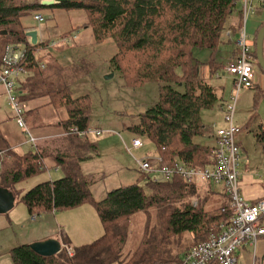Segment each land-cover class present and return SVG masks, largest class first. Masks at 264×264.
Listing matches in <instances>:
<instances>
[{
  "label": "trees",
  "instance_id": "1",
  "mask_svg": "<svg viewBox=\"0 0 264 264\" xmlns=\"http://www.w3.org/2000/svg\"><path fill=\"white\" fill-rule=\"evenodd\" d=\"M41 1L0 0V62L7 46L22 48L21 58L28 74L19 85L20 101L48 97V104L58 110L64 109L66 118H61L59 123L61 134L40 142L35 137L36 147L27 152H17L0 137V151L5 152L0 156V187L13 191L16 202H24L29 213L35 216L91 203L104 232L91 244L74 246L73 255L62 249L55 255L43 256L36 253L30 244L18 245L9 251L12 263L178 264L191 247L188 242H182L185 234H191L194 244H197L221 231L228 223L231 214L228 198L220 208L210 209L212 206L208 207L202 198L208 197L207 194H202L195 181H187L177 175L171 180L155 182L146 173L141 174L144 184L137 182L114 188L101 200L92 198L90 188L97 175L85 174L80 164L90 158L88 151H98L99 144L89 137L93 131L89 124L90 96H74L71 85L99 65L97 60L101 59V54L91 48H79V54L66 61V55L48 53L50 41L46 37L31 43L21 19L38 13L45 20L54 18L52 11L47 12L49 15L43 12L46 6ZM56 1L51 7L66 12L83 11L85 22L82 27L91 28L97 44L108 37L115 39L116 52L111 63L127 86L137 88L150 82L157 83L158 100L140 115L139 122L130 129L154 143L155 154L163 158L162 165H173L177 160L198 167L211 164L210 157L216 144L197 143L195 138L204 135L202 111L216 106L219 96L210 82L200 76V54L196 55V50L209 53L210 60L206 62L212 74L222 67L225 69V64L215 58H218L223 37L236 12L240 20L239 27H235L238 28L237 40L240 30L245 28L243 19L248 14H244L242 1ZM262 26L264 24L257 27L251 38L249 36L256 66V37ZM71 32L60 35L59 41L62 40L63 45H70L68 37ZM252 88L264 92L255 83ZM27 110L31 116L36 111ZM94 132L97 135V129ZM47 158L54 162V168L63 172L62 176L41 182L23 193L17 190V184L48 168ZM195 198L197 204H193ZM152 209L155 211L153 214L150 213ZM143 212L145 224L139 244L134 250L124 253L129 235L127 226H130L127 222ZM61 243L70 245L67 237ZM255 264H264V260L256 258Z\"/></svg>",
  "mask_w": 264,
  "mask_h": 264
},
{
  "label": "rangeland",
  "instance_id": "2",
  "mask_svg": "<svg viewBox=\"0 0 264 264\" xmlns=\"http://www.w3.org/2000/svg\"><path fill=\"white\" fill-rule=\"evenodd\" d=\"M48 11H52L54 18L44 20L41 23L40 21L35 20L34 15L32 14L26 15L21 19L23 25L27 27V30L35 29L38 31L39 41L42 40V37H46L50 41L48 53L60 56L66 55L64 56L66 61L71 60L73 55H76V53L79 54L80 50H77L79 48H83L85 50L91 48L96 52H100L101 54V59L97 60L99 65L95 67L86 77L79 78L71 85V91L74 96L86 94L90 96L91 112L89 116V124L91 130L93 131L89 133V137L97 141L99 144L98 151L90 150L87 152V154H89L87 156H90V158L86 159V162H84L82 166L83 172H95L97 175L96 182L93 183L90 188L92 198L94 200H101L105 197L107 191L109 192L114 188L133 185L137 182L141 184L143 182L141 179L142 172L139 169L138 160L147 155L149 157L155 156V145L148 138L136 134L132 129H130V126L137 124L139 122L140 115H142V113L146 111L147 108L154 105L158 100L159 89L157 83L150 82L137 88L127 86L120 72L118 70H114L111 63V58L116 52V47L113 45L115 39L108 37L101 44H97L93 38L91 28L82 27L83 23L85 22V16L83 15L84 13L82 10L78 9L66 12L60 8L46 6L43 12L49 15L47 13ZM249 18L250 16H248L246 19H243V23L245 22V29L248 34L251 33V30L247 28V20ZM250 21L251 18L249 22ZM76 28L77 30H74ZM63 32H71L70 36L68 37V40H70L68 42L70 45L68 46L63 45L65 43H63L62 40L59 41L60 35ZM72 34L76 35L77 38L75 39L76 36H72ZM202 52L208 53L206 50H196V55H199ZM22 53L23 49L17 46L15 50V56L20 57ZM201 58L203 59L204 57L202 56ZM216 59L218 58L216 57L215 60ZM231 59L232 57L230 60ZM209 60V57L205 61L199 58V61L201 62L200 66L202 64H207L206 61ZM226 60L228 61L229 59H225L221 64H225L224 66H226ZM133 64L135 63H132V65ZM222 72L223 71H220L221 74L219 76L214 75L207 78L210 84L214 87L219 99L218 103H216V106H214L212 109H205L202 111V120L205 126V138L202 136L196 137L195 142L197 143H203L206 142L205 140H207L208 143L211 144L213 131L215 128H218L215 126H218L222 119L224 110L223 107L226 109L228 105L232 104L234 101L232 97L237 93L234 85L235 76L230 73H225L222 75ZM110 74H114L113 77L106 79L105 77ZM262 93L264 92L246 87L239 91L235 112L236 120L241 117V121L239 123L247 122L250 125L253 123L254 126L256 120L258 121V118L256 119L258 114H260L261 118L264 120V98H262ZM48 100V97L37 99L35 104V107H38L36 109L38 112L37 120L28 114L29 110L27 109L30 108L32 102L30 103L29 100L21 101L23 105V116L26 118L27 126L30 132L37 139L40 138L38 137L39 135H48L57 132L58 115L63 119L66 118V112L64 109L58 110L53 105L48 104ZM205 115L207 116L205 117ZM4 118L9 120L8 124H5L3 127L4 131L7 132L10 138H12L14 141H17V139L20 141L24 140V144L22 143V146L21 148H18V151L20 153L27 152L31 146V144L28 142L29 135L24 129L18 126L19 129H21L20 131L16 127L18 125L17 115L14 112L12 106L9 105L7 95L0 91V120ZM246 128L247 127H245V129ZM257 128L258 127H253L248 132L249 141L248 145H245V148L248 150V154L246 156V153L241 150L239 171L244 169L247 164L255 166L257 170L264 169L263 131L262 129L257 130ZM96 129L98 130V135H96L94 132ZM253 132H256L257 136H254ZM135 137L142 139L143 147L129 152L127 147L131 146L132 140ZM38 141L41 140L39 139ZM45 162L47 167L48 165H51V160L49 158H47ZM50 167V171L45 170L44 172L35 175V177L31 179L17 184V190L23 193L42 181L57 179L62 176L61 173L63 172L60 171V173H57L54 171L55 168L52 166ZM52 171L53 175L51 176L49 173ZM59 174L61 176H59ZM197 186H202V194H205V196L207 194L208 197H204L202 194L201 196H203L202 198H205V201H207L208 207L212 206L210 209L220 208L226 203L227 200L223 199V192L220 190L222 188L221 185L213 186V184H211L212 190H210V192H208L207 187L203 183L198 182ZM197 202L198 200L195 198L193 200V204H197ZM203 202L204 201H202V203ZM66 211L68 210H61L58 211V213H64L63 215L65 217L70 216V214H68L69 212ZM28 212L27 206L22 201L15 203V206L10 210V217L14 218L15 220L21 219V222H19L21 224L14 226V231L17 233V238L19 240L17 242L19 243L14 246L7 239L6 235L10 230L0 233V264H8V260L10 261L11 259L9 258L10 256L8 255V250L21 244H27L25 240H28L27 238L30 232H35L36 226L30 228L26 224L30 220L31 216H34L30 215ZM153 212H155L154 209H152L150 213L153 214ZM90 216L97 219V211L91 203H87L86 206H81L78 208V210L72 212L70 225L73 229V234L76 239L78 237L76 230L77 225L82 223ZM42 217H44V214H41L39 219ZM46 220L50 225L49 231L51 233L58 232L57 229L54 228V217H47ZM22 224L25 225L24 228H21ZM144 224V212L138 213L128 220L127 225H130L127 226L129 235L124 246V253L134 250L139 244L140 238L142 237ZM102 234L92 241H87L84 244L77 246L91 244L94 240L102 236ZM74 242H77L76 244H78V241L74 240ZM182 242H188V244L192 246L194 245L195 239L191 234H185V236H183ZM64 244L65 243H62V249H66ZM241 252L242 253L240 254L242 255L243 259H241L240 264H253V248H250L249 251ZM256 254L259 256L264 254V237L258 240Z\"/></svg>",
  "mask_w": 264,
  "mask_h": 264
},
{
  "label": "built area",
  "instance_id": "3",
  "mask_svg": "<svg viewBox=\"0 0 264 264\" xmlns=\"http://www.w3.org/2000/svg\"><path fill=\"white\" fill-rule=\"evenodd\" d=\"M241 1L246 16L254 10V7L251 0ZM34 18L40 23L45 20L41 14H35ZM16 47L14 45L6 47L0 62V85L3 86L9 105L17 115L18 126L28 133L29 141L35 143L36 139L27 128L23 116V105L19 98V85L27 76L28 69L21 58L23 53L20 57L15 56ZM237 47L236 55L225 66V72L235 76L234 85L237 93L232 97L233 103L226 109L223 107L227 125L215 130L217 143L211 153V164L198 167L177 160L173 165H162L163 158L160 155L153 157L147 155L138 160L140 171L142 174H150L152 181L171 180L178 175L187 181L200 182L204 185L214 183L222 186L228 198L231 210L228 223L222 227L221 231L192 245L179 264H238V251L246 246H251L256 251L258 240L264 235V225L261 222L264 218V199L250 203L241 192L240 147L236 140L240 128L234 123L239 91L244 87L252 88L255 83V64L251 55L253 48L244 27L239 32ZM73 130L76 131V129ZM142 147V139L136 137L127 150L132 152ZM4 153L0 151V156ZM64 247L70 255L74 254V247L65 244Z\"/></svg>",
  "mask_w": 264,
  "mask_h": 264
},
{
  "label": "crops",
  "instance_id": "4",
  "mask_svg": "<svg viewBox=\"0 0 264 264\" xmlns=\"http://www.w3.org/2000/svg\"><path fill=\"white\" fill-rule=\"evenodd\" d=\"M251 2L254 5V11L249 12L248 15L245 17V19L248 16H250V18H251L250 22H249L250 18L247 20L248 21L247 28L251 30V33L248 34L246 32L248 34V36H250V38H251V36H253L254 31L257 30V27H259V25H261V24H264V0H251ZM230 21L231 22H230L229 28L226 30L225 36L223 37L222 49H221V51H219L220 54L218 55L217 61L221 62V63L227 58L230 60V58L231 57L233 58V56L236 53V48H237L236 42H237V33H238L237 29L238 28H235V27H237L238 23L240 22L237 12L231 17ZM246 24H247V22H246ZM238 27H239V25H238ZM202 56L204 57L203 59L201 58ZM208 57H209V53H203V52L198 56V58H200L203 61H205ZM224 57H225V59H224ZM220 70L217 73L212 74L210 72V65L202 64L199 68V73L203 79L207 80L208 77H211L214 75L219 76L221 74ZM221 71H223L222 75H224L225 74L224 67H222ZM255 71H256L255 85H258V87L264 89V73L260 70L258 65L257 66L255 65ZM0 91L4 92L2 85H0ZM262 98H264V96H262ZM30 100H31L30 103L32 102L31 107H30L31 111L36 110L37 107H35L36 106L35 104L37 102V99H35V100L30 99ZM33 113H35L32 115L33 118L38 117L37 116L38 112L33 111ZM29 114H31V113H29ZM206 116L207 115H205V117ZM60 118L61 117L58 115V121H57L58 130H57V132H55L53 134H48V135H39L38 137H40V138H38V140L39 139L43 140L46 138H50L53 135L56 136V135L61 134L60 126H59ZM257 118H258V121L256 120V123L253 126V123L251 125L247 122L239 123L241 121V117H239V119H237L238 120V122H237V120L234 116V123H235V125H237L240 128L239 133L236 135V140H237V143L239 144V147H240V157H241V150H243L246 153V156L248 154V150L245 148V145L247 146L248 141H249L248 132L253 127H258L257 130L262 129V131L264 132V120L261 118L260 114H258L256 119ZM8 121L9 120H6L5 118L0 120V128H1L0 129V137L5 139L6 141H8L11 144V147L14 148V150H16L17 152H19L18 148H21L24 140L20 141L19 139H17V141H14L12 138H10V136L7 134V132L4 131L3 127L5 126V124H8ZM226 125H227V123L224 120V113H223L221 121L219 122L218 126H215V127H218V128L219 127H225ZM16 127L19 129L18 125ZM245 127H247V128L245 129ZM18 129H16V130H18ZM19 130L21 131V129H19ZM215 130H216V128H215ZM215 130L213 131L211 144H210L212 146L217 143ZM204 134H205V132H204ZM253 134H254V136H257L256 132H253ZM33 137L35 138L34 135H33ZM202 137L205 138L204 135ZM205 141L206 142H203V144H209L207 140H205ZM28 142L31 144L29 149L36 147V140H35V143H32L28 139ZM257 143L259 144L258 141H257ZM84 162H86V160L80 164L82 172H83L82 166H83ZM50 164L51 165H48L49 168L46 169L47 171H50V168H51L50 166H52L54 168V162L52 160H51ZM54 171H56L57 173L58 172L60 173L61 170L59 168L55 167ZM84 173L89 174V173H95V172H84ZM240 174H241V192H242L244 198L250 203H255V202L259 201L260 199H264V169L263 170H257L255 166L247 164V166L240 171ZM49 175L52 176L53 171L50 172ZM61 175H62V173H61ZM61 175L59 174V176H61ZM45 181H47V180H45ZM42 182H44V181H42ZM211 184H213V186H216V184L214 185V183H210V184L205 185L208 189V192H210V190H212ZM201 189H202V186H201ZM220 190H222V192H223L222 193L223 199L227 200V196L224 193L223 188H221ZM15 203H17V202H15ZM81 206H86V204L81 205ZM81 206L66 211V212H69L68 214H70V216H68V217H65L63 215L64 213H61V214L58 213V211L57 212L42 213V214H44V217H42L41 219H39L40 215L39 216H35V215L31 216L30 220L26 224L30 228H32L33 226H36V229H35L34 233H33V231L30 232V234L27 238L28 240H25V242L27 244H30V243H33L35 241H43V240H46L49 238H56V239L62 241V239H64V237H67L68 240L70 241V245L72 247H74V246H77L80 244H84L87 241H92L93 239H95L96 237L101 235L103 232L102 224L99 223L100 218L98 217V213H97V219L95 217L90 216L86 220H84L82 223L77 225V228H76L77 236H78L77 239L75 238V236L73 234V229L70 225L72 212H74L75 210H78V208H80ZM9 213H10V211L5 213V214H0V233L3 231H6V230H10L9 233L6 235V237L10 241V243H12V245L15 246L17 243H19V242H17L19 240L17 238V233L14 231V226L20 225L21 223H19V222H21V219L15 220L14 218L10 217ZM90 215H91V213H90ZM51 216H53L55 219V222H54L55 227L54 228L57 229L58 232H52L51 233L49 231L50 225L46 219H47V217H51ZM97 220H98V223H97ZM59 221H64V222H59ZM261 222L264 225V218L261 220ZM24 226L25 225L22 224L21 228H24ZM263 237H264V235L261 236L260 238H263ZM74 240L78 241V244H76L77 242H74ZM250 248H252V247L246 246V247L241 248L238 251V256H239V263L238 264H240L241 259H243L242 255L240 254V253H242L241 251H249ZM10 250H8V251H10ZM8 255H9V252H8ZM256 258L262 259V261H263L264 260V254L262 256H259L258 254H256V251H254V249H253V264L256 262ZM8 264H12L11 259H10V261L8 260Z\"/></svg>",
  "mask_w": 264,
  "mask_h": 264
},
{
  "label": "water",
  "instance_id": "5",
  "mask_svg": "<svg viewBox=\"0 0 264 264\" xmlns=\"http://www.w3.org/2000/svg\"><path fill=\"white\" fill-rule=\"evenodd\" d=\"M56 0H42L41 4L45 6L54 5ZM6 33V32H5ZM27 36L30 42L35 44L38 42V31L28 30ZM256 58L257 65L264 72V26H262L256 37ZM114 74L107 75L105 78L110 79ZM16 202V195L13 191L0 187V214L9 212ZM31 248L38 254L43 256L55 255L62 250V243L56 238H49L43 241H35L30 243Z\"/></svg>",
  "mask_w": 264,
  "mask_h": 264
}]
</instances>
